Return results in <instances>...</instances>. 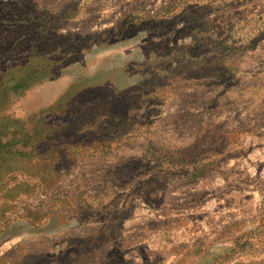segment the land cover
<instances>
[{"label":"rangeland","instance_id":"1","mask_svg":"<svg viewBox=\"0 0 264 264\" xmlns=\"http://www.w3.org/2000/svg\"><path fill=\"white\" fill-rule=\"evenodd\" d=\"M135 1L0 0V264H264V0Z\"/></svg>","mask_w":264,"mask_h":264},{"label":"crops","instance_id":"2","mask_svg":"<svg viewBox=\"0 0 264 264\" xmlns=\"http://www.w3.org/2000/svg\"><path fill=\"white\" fill-rule=\"evenodd\" d=\"M166 1H168L167 3H165ZM161 3V5H159L158 7H154V10H148L150 7L149 6H146L147 5V2L145 1V0H136L135 1V5H136V7H137V9H138V11L139 12H142V14L141 15H139V17L141 18V17H143L144 16V14H147V15H158L159 13H161V14H163V10L166 8L165 6H166V4L168 5V3H169V0H161L160 1ZM145 3V4H144ZM165 3V4H164ZM220 6V5H219ZM147 9H146V8ZM153 8V7H152ZM151 9V8H150ZM135 12L137 13V10H135ZM139 17H137V18H139ZM137 18H134V19H137ZM133 19V20H134ZM146 20V21H145ZM145 21V22H144ZM143 24H153V21L152 22H150V21H148V19H142V21H141Z\"/></svg>","mask_w":264,"mask_h":264},{"label":"trees","instance_id":"3","mask_svg":"<svg viewBox=\"0 0 264 264\" xmlns=\"http://www.w3.org/2000/svg\"><path fill=\"white\" fill-rule=\"evenodd\" d=\"M186 1H188V0H174V1H172V5H177L179 3H185ZM155 16H158V15H155Z\"/></svg>","mask_w":264,"mask_h":264}]
</instances>
